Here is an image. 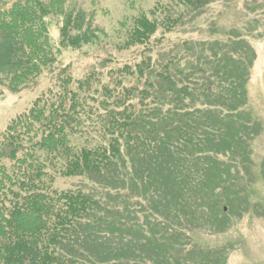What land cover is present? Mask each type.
Wrapping results in <instances>:
<instances>
[{"label":"trees","instance_id":"16d2710c","mask_svg":"<svg viewBox=\"0 0 264 264\" xmlns=\"http://www.w3.org/2000/svg\"><path fill=\"white\" fill-rule=\"evenodd\" d=\"M214 1L170 0L133 17L117 48L140 47L138 61L81 78L61 67L7 122L0 133V264H226V247L185 246L194 230L227 222L220 203L231 198L222 193L249 161L248 142L259 129L243 109L254 50L247 41L233 43L234 51L212 41L221 46L218 61L200 81L201 69L176 79V59L156 70L149 55ZM67 2L0 0V94L32 85L64 50L98 39L84 11ZM59 177L104 182L115 193L130 186L143 210L125 209L126 218L116 219V206L79 186L57 188Z\"/></svg>","mask_w":264,"mask_h":264},{"label":"rangeland","instance_id":"374dc122","mask_svg":"<svg viewBox=\"0 0 264 264\" xmlns=\"http://www.w3.org/2000/svg\"><path fill=\"white\" fill-rule=\"evenodd\" d=\"M169 1L68 0L70 8L82 9L86 18L91 20L92 26L98 30V39L77 49L64 50L56 63L43 70L32 85L21 91L10 92L2 87L0 133L14 115L26 110L37 96L51 86L59 68L68 67L74 78H81L92 70L107 71L116 64L138 61L140 47L125 51L117 48L124 39L125 30L133 17L142 12L148 13L157 3ZM56 28H51L55 39L58 37ZM212 41L220 45L225 43V51L232 50V44L236 42L246 44L247 41L253 48L255 58L245 86L247 103L243 109L254 118L259 129L248 142L249 161H246L245 167L240 164L235 173L238 176L235 183H238L222 193L231 198V202L225 200L220 203L226 207L222 216L227 222L218 223V229L194 230L185 247L188 249L193 245L197 250L226 247V264H264V0H215L197 13L190 14L183 25L166 34L161 46L149 55L152 60L158 61L156 70L169 58L176 59L172 72H182L173 74L176 79L181 74L194 76L196 73L193 72L201 69V73L195 76L200 81L208 72L209 64H213L214 59L218 61L215 53L221 46ZM148 80L154 81V77ZM55 186L60 189L79 186L102 196L106 207L116 206L121 211V214H116V219L126 218L125 209L131 215L143 210L138 205L140 197L132 194L130 186L120 187L115 193L104 182L81 177H59ZM136 217L140 220L144 218L141 213Z\"/></svg>","mask_w":264,"mask_h":264}]
</instances>
